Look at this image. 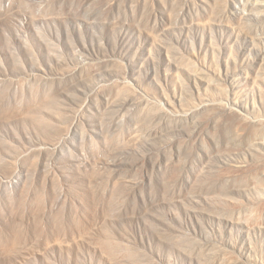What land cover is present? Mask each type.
I'll use <instances>...</instances> for the list:
<instances>
[{
    "label": "rangeland",
    "instance_id": "374dc122",
    "mask_svg": "<svg viewBox=\"0 0 264 264\" xmlns=\"http://www.w3.org/2000/svg\"><path fill=\"white\" fill-rule=\"evenodd\" d=\"M0 264H264V0H0Z\"/></svg>",
    "mask_w": 264,
    "mask_h": 264
}]
</instances>
